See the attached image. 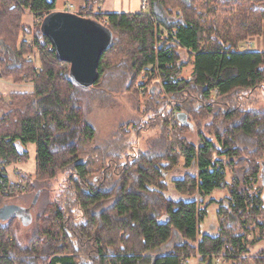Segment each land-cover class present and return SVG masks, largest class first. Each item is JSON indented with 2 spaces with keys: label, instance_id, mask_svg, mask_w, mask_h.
Wrapping results in <instances>:
<instances>
[{
  "label": "trees",
  "instance_id": "trees-1",
  "mask_svg": "<svg viewBox=\"0 0 264 264\" xmlns=\"http://www.w3.org/2000/svg\"><path fill=\"white\" fill-rule=\"evenodd\" d=\"M149 1L151 15L95 12L92 0L80 10L113 34L98 81L85 89L42 29L57 0H0V76L33 83L31 92L0 93V209L28 193L39 194L35 206L45 198L24 245L16 234L18 217L0 219V264H189L195 255L206 264L218 258L264 264V248L251 252L259 238L248 242L256 231L264 239V194L256 186L264 178V51L239 48L264 35V0H216L213 7L209 1ZM155 5L163 16L154 13ZM27 10L36 15L34 29L23 24ZM36 52L40 68L32 58ZM188 65L192 75L182 78ZM150 66L160 88L149 89L146 114L133 119L140 132L123 151L100 153L83 96L135 91ZM191 116L207 120L197 142L185 136L194 128ZM149 121L160 125L164 137L139 151ZM169 121L174 138L166 133ZM29 144L36 147L35 174L16 170L15 183L7 168L28 162ZM182 159L187 171L173 179L174 187L189 198L175 199L168 195L166 174ZM59 175V194L46 202L47 186ZM218 189L228 195L201 208ZM212 204L218 206L215 235L200 232ZM174 230L180 239L173 249L156 254Z\"/></svg>",
  "mask_w": 264,
  "mask_h": 264
},
{
  "label": "rangeland",
  "instance_id": "rangeland-1",
  "mask_svg": "<svg viewBox=\"0 0 264 264\" xmlns=\"http://www.w3.org/2000/svg\"><path fill=\"white\" fill-rule=\"evenodd\" d=\"M71 0H57L56 2V8L60 10H66L70 5L72 6L71 11L80 13L78 10V5H84V2H74L70 3ZM122 1L123 0H108L107 3L111 4L112 12L113 9L116 7L118 10L121 11L122 9ZM209 1L210 7L215 6L216 0H198L197 4H201ZM116 3V4H115ZM205 6V5H204ZM110 8V9H111ZM115 8V9H116ZM109 7H106L105 10H108ZM25 15H28V19H23V24L26 25L29 28L34 29L35 24L37 22L36 15L32 14L29 11H25ZM120 13V12H118ZM125 13V12H123ZM129 13H135V12H129ZM94 17V16H93ZM24 18V16H23ZM28 20V23L27 21ZM159 35L162 38H166L168 35L167 31L164 29H161L159 31ZM262 37V38H261ZM260 38H251L248 39L242 43H240L239 48L244 51H260V48H264V35ZM32 37H28L27 39L31 40ZM246 42H251V46L247 45ZM184 60H188V56L186 51H180ZM32 58L35 60V63L37 64V67L40 68V60H39V54L36 52L34 55H32ZM193 65H188L182 73V78L188 79L193 72ZM151 66L148 68V71H144L137 79L136 85L138 88L134 89L135 91L131 90V92H127L124 89H118L117 91H105L104 95H95V98L90 95H84L83 96V109L86 112V116L89 119V121L95 126L97 131V148L100 153L110 154L113 151H117L118 148L123 146L121 149L122 151L125 149V146H128V143L134 140L133 133H139L136 132L137 127H139L140 124L134 125L133 119L135 116H138V114H146L147 109V100L149 97V89L152 87L153 92L155 91V88L158 90L160 88L159 83H156V80L152 79L151 75ZM33 90V83H15L10 79H5L0 76V93H4L6 95H9L10 93L15 92H31ZM137 94V95H136ZM139 96V98H137ZM264 101L260 99V104L263 105ZM139 118V116H138ZM174 119V116H172ZM190 119L194 123V128L187 130L185 133L186 138H189L192 142L198 141V131L199 129L203 128L206 131V129L202 126V124H205L207 120L205 121H198L194 119L192 116ZM208 121H210V117H208ZM131 123V124H130ZM149 125L145 123L143 127L146 125L148 126V130L142 129L140 136L141 139L139 140L138 150H148L149 148L154 147L156 145V141H160L162 139V136L164 137V130L162 133V128L159 126H156L154 122L149 121ZM152 124V125H151ZM136 126V128H135ZM175 131V125L169 121L168 127H166V133L168 138H174L173 132ZM162 141V140H161ZM160 141V142H161ZM29 150V149H28ZM109 152V153H108ZM30 154V151H29ZM36 151L32 147L31 149V155L28 162L24 163L19 169L25 170L27 176H34L35 169H36ZM181 167L177 168L176 170L166 174V180L169 184V192L168 195L173 198H189L188 196H183L174 187V178H181L187 169L184 168V160L182 159L180 162ZM7 170L8 174L10 175V178L14 182H20L19 176L16 174V168L15 167H9ZM21 170V171H22ZM64 175H59L56 179L52 180L49 185L47 186L49 188V191L47 193V201H53L57 194H59V190L61 188V185L63 183ZM227 180H232V174L229 171L227 175ZM26 184V183H25ZM256 186L261 189V192L264 194V178L263 176L258 178L256 181ZM49 194V195H48ZM35 193H28L23 195L20 199L13 200L10 203H16L19 204V206L24 207V210H27L28 213H30L31 220H28L26 218V224L22 220L21 217H18L16 219V234L19 239V243L21 242L22 245L27 243V239H29L33 232L35 231L37 227V220L39 215L41 214L45 198L40 197L37 205L35 206L36 197H34ZM228 195L227 190H215L211 196L206 198V201L203 205H201V208H204L207 206L211 198H215L217 200L223 198L224 196ZM34 197V199H33ZM33 199V201H32ZM32 201V202H31ZM31 203V205H30ZM217 208L218 206L216 204H212L208 206V212L205 216V219L203 222H201L200 225V232L201 233H209V234H217L219 232V219L217 217ZM31 221V222H30ZM33 223V224H32ZM179 233L174 230L171 240L164 245L162 248L158 249L155 253L156 254H162L167 253L171 251L175 245V243L180 239ZM254 238H259L256 240V243L254 246H251V252L252 254H256L258 251H260L262 248H264V239L260 236V232L256 231L249 235L248 242L254 241ZM187 262L189 264H206L201 263V260L199 259L198 255L191 256L188 258ZM215 264H224L223 259L221 261H216Z\"/></svg>",
  "mask_w": 264,
  "mask_h": 264
},
{
  "label": "water",
  "instance_id": "water-1",
  "mask_svg": "<svg viewBox=\"0 0 264 264\" xmlns=\"http://www.w3.org/2000/svg\"><path fill=\"white\" fill-rule=\"evenodd\" d=\"M153 11L163 16L157 5ZM42 29L52 41L59 59L71 64L74 81L85 89L92 87L99 79L100 59L112 41V32L94 18L68 10L47 14ZM14 216L21 217L25 224L26 218L31 220L30 213L19 205L7 204L0 209L1 220Z\"/></svg>",
  "mask_w": 264,
  "mask_h": 264
},
{
  "label": "crops",
  "instance_id": "crops-1",
  "mask_svg": "<svg viewBox=\"0 0 264 264\" xmlns=\"http://www.w3.org/2000/svg\"><path fill=\"white\" fill-rule=\"evenodd\" d=\"M84 2V5H78V10L77 11H79V10H81L86 4H87V1L88 0H71L70 1V3H73L74 5H76L74 2H78V4H80L79 2ZM94 3H95V7H94V10H95V12H102V13H110V12H112V8H111V4L110 3H107V1L108 0H92ZM110 1V0H109ZM116 4V3H115ZM106 7H109V11H106L105 10V8ZM117 7V6H116ZM115 7V8H116ZM140 7H141V0H123L122 1V9H120L121 11H117L118 9L116 8H114L113 10V12H116V13H118V12H120V13H123V12H125V13H129V12H139L140 11ZM111 8V9H110ZM57 9V8H56ZM57 10H60V9H57ZM79 12H81V11H79ZM28 15L29 14H27V15H25L24 16V18L23 19H28L27 17H28ZM27 21V23H28V20H26ZM258 38H260V37H258ZM257 38V39H258ZM262 38V37H261ZM260 51H264V48H260L259 49ZM32 147L34 148V150L36 151V147H35V145L34 144H29L28 145V149H29V151H30V155H31V149H32ZM30 159V158H29ZM36 163V162H35ZM22 165H24V163H16V164H12L11 166H9V167H15L16 168V170H22V169H19ZM8 167V168H9ZM7 168V169H8ZM15 170V171H16ZM9 171V170H8ZM23 172H25V170H22ZM35 171H36V169H35ZM26 173V172H25ZM9 177H10V175H9ZM11 179V178H10ZM12 181V180H11ZM14 182V181H13ZM15 183H19V182H15Z\"/></svg>",
  "mask_w": 264,
  "mask_h": 264
},
{
  "label": "built area",
  "instance_id": "built-area-1",
  "mask_svg": "<svg viewBox=\"0 0 264 264\" xmlns=\"http://www.w3.org/2000/svg\"><path fill=\"white\" fill-rule=\"evenodd\" d=\"M72 6L70 5L66 10L71 11ZM29 11V10H27ZM140 11H142L145 14L151 15V6L149 0H141V7ZM30 12V11H29ZM247 45L251 46V42H246ZM222 258H218L217 261H221Z\"/></svg>",
  "mask_w": 264,
  "mask_h": 264
}]
</instances>
